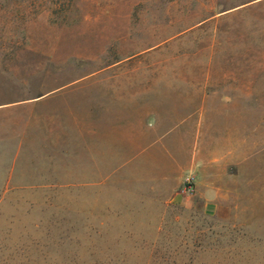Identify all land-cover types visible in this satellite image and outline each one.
<instances>
[{
    "label": "rangeland",
    "instance_id": "1",
    "mask_svg": "<svg viewBox=\"0 0 264 264\" xmlns=\"http://www.w3.org/2000/svg\"><path fill=\"white\" fill-rule=\"evenodd\" d=\"M55 76L0 109V264H264V0H0V105Z\"/></svg>",
    "mask_w": 264,
    "mask_h": 264
},
{
    "label": "crops",
    "instance_id": "2",
    "mask_svg": "<svg viewBox=\"0 0 264 264\" xmlns=\"http://www.w3.org/2000/svg\"><path fill=\"white\" fill-rule=\"evenodd\" d=\"M18 84H26L28 86H33L30 88V92H34L33 97H29L23 100V103H13L11 105H0V109L12 106H18L21 104H30L35 103L41 100H47L54 94H57L58 92L62 91L64 88V83L62 79H58L57 76L55 77H41L38 79H20ZM212 189H201L199 192V197H202L205 201L204 207L209 208L211 205H213L212 202Z\"/></svg>",
    "mask_w": 264,
    "mask_h": 264
},
{
    "label": "built area",
    "instance_id": "3",
    "mask_svg": "<svg viewBox=\"0 0 264 264\" xmlns=\"http://www.w3.org/2000/svg\"><path fill=\"white\" fill-rule=\"evenodd\" d=\"M192 188H193V179L190 177L187 180H185L182 191L189 194L192 192Z\"/></svg>",
    "mask_w": 264,
    "mask_h": 264
}]
</instances>
